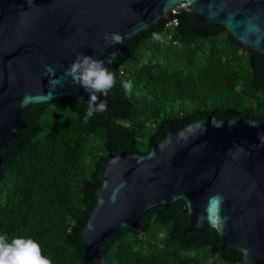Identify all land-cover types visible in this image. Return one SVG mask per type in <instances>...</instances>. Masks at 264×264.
Returning <instances> with one entry per match:
<instances>
[{
  "label": "trees",
  "instance_id": "16d2710c",
  "mask_svg": "<svg viewBox=\"0 0 264 264\" xmlns=\"http://www.w3.org/2000/svg\"><path fill=\"white\" fill-rule=\"evenodd\" d=\"M126 41L112 101L85 122L87 108L60 97L24 107L26 127L2 152L0 234L37 241L52 264H241L221 250L214 228L186 230L184 201L149 209L141 231L123 227L102 244V259L86 261L80 228L97 203L109 153H147L151 141L213 113L264 121V55L242 50L225 27L177 13ZM162 35L164 43L151 39ZM131 81L126 93L122 82Z\"/></svg>",
  "mask_w": 264,
  "mask_h": 264
},
{
  "label": "water",
  "instance_id": "95a60500",
  "mask_svg": "<svg viewBox=\"0 0 264 264\" xmlns=\"http://www.w3.org/2000/svg\"><path fill=\"white\" fill-rule=\"evenodd\" d=\"M182 10L264 55V0H0V166L26 127L25 106L68 97L88 107L90 94L63 74L78 55L119 68L115 58L130 37L161 19L177 25ZM105 33L124 42L110 46ZM26 96L33 99L22 105ZM98 97L112 104L109 94ZM150 144L147 153H109L97 203L80 228L85 260H101L102 244L121 228L139 233L149 209L181 200L187 231L214 228L221 250H239L241 264H264V121L183 117L181 128ZM213 195L223 200L210 223L205 209Z\"/></svg>",
  "mask_w": 264,
  "mask_h": 264
},
{
  "label": "clouds",
  "instance_id": "9594fccd",
  "mask_svg": "<svg viewBox=\"0 0 264 264\" xmlns=\"http://www.w3.org/2000/svg\"><path fill=\"white\" fill-rule=\"evenodd\" d=\"M151 39L164 43L162 35L153 33ZM105 43L114 46L123 43V37L118 33H105ZM65 76L71 77L75 84L82 86L90 94V101L84 117L85 122L91 118L94 112H103L107 109V103H97L98 94L108 96L109 90L115 85V74L105 67V62L94 59L91 56L78 55L77 58L64 70ZM122 86L126 93L132 91L131 81H123ZM52 94L45 95L51 97ZM33 99L26 96L21 104ZM223 198L220 195L209 197L205 209L207 218L211 223L212 216L217 214ZM203 220V218H201ZM0 264H52L51 260L42 254L40 244L31 238L8 239L6 235L0 234Z\"/></svg>",
  "mask_w": 264,
  "mask_h": 264
},
{
  "label": "built area",
  "instance_id": "2783aa9c",
  "mask_svg": "<svg viewBox=\"0 0 264 264\" xmlns=\"http://www.w3.org/2000/svg\"><path fill=\"white\" fill-rule=\"evenodd\" d=\"M172 26H175V24L171 23L170 21H165L164 22V27L165 28H169V27H172Z\"/></svg>",
  "mask_w": 264,
  "mask_h": 264
}]
</instances>
